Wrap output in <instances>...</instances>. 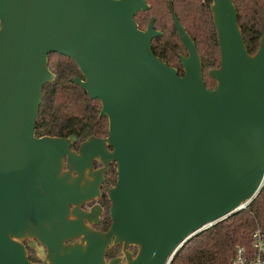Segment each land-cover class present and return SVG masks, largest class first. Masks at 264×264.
Here are the masks:
<instances>
[{"label": "water", "instance_id": "95a60500", "mask_svg": "<svg viewBox=\"0 0 264 264\" xmlns=\"http://www.w3.org/2000/svg\"><path fill=\"white\" fill-rule=\"evenodd\" d=\"M206 1V0H204ZM220 63L205 86L196 44L168 8L186 50L183 74L156 56L162 35L145 0H0V264H165L191 237L245 208L264 183V33L250 54L233 0H210ZM78 66L79 85L101 104L108 134L36 136L43 87L55 79L48 56ZM111 147V150L107 149ZM98 157V178L80 185ZM116 163L105 232L70 220V206L97 195ZM66 166V170H64ZM81 237L82 243L65 244ZM36 243L40 245L37 246ZM121 254L106 260V249ZM43 246V247H42ZM133 246L136 252L126 250ZM39 254V253H38Z\"/></svg>", "mask_w": 264, "mask_h": 264}, {"label": "trees", "instance_id": "16d2710c", "mask_svg": "<svg viewBox=\"0 0 264 264\" xmlns=\"http://www.w3.org/2000/svg\"><path fill=\"white\" fill-rule=\"evenodd\" d=\"M150 8L135 15L138 27L145 30L150 17H154V27L162 32L151 41L156 56L183 74L180 56L186 54L168 8V0H145ZM237 11V22L250 54L259 45L264 33V0H233ZM210 0H172L173 10L186 32L196 44L202 63L205 86L215 87V81L208 71L220 63L217 35L210 10ZM48 66L55 79L42 90V103L35 125L36 136L76 137L85 141L89 137L102 138L108 134V120L100 116L101 104L98 99H90L73 78L82 74L73 60L51 53ZM111 169L108 180L116 179ZM113 176V177H112ZM106 219H108L106 217ZM264 233V183L257 195L245 208L203 229L180 247L170 264H224L234 254L237 245H251L254 231ZM116 245L107 251V258L120 254ZM135 253V252H134Z\"/></svg>", "mask_w": 264, "mask_h": 264}, {"label": "flooded vegetation", "instance_id": "af4514ba", "mask_svg": "<svg viewBox=\"0 0 264 264\" xmlns=\"http://www.w3.org/2000/svg\"><path fill=\"white\" fill-rule=\"evenodd\" d=\"M82 142L83 141L77 140L76 142L72 143L71 145L72 150L77 153L79 150V146ZM107 149L111 150V147L107 146ZM104 167L105 166L102 163V161L98 157H96L92 160L91 167L85 168V170L81 174H79L75 170L70 169V175L73 180L78 179L80 185L81 184L85 185L87 183L91 184L98 178V176L101 173V170ZM66 168L67 167L64 166V170H66ZM111 169H114V171L116 172V163L113 161L107 164L106 170L102 173V180L99 186L100 190L96 196L86 201H83L82 203L79 204V206L76 207L70 206L71 211L68 217L70 220H80L84 222L90 230L97 232H105L109 229L112 220L109 212L111 203L108 198L107 191L111 186L115 184L116 181L115 179L114 182L110 183L108 180ZM116 178H117V173H116ZM106 217L108 219H106ZM22 242L26 247L28 259L35 264H42L44 261L43 257L47 254L45 247L42 246L43 247L42 250L37 251L35 248H32L30 246L29 239H25ZM75 243H82L81 237H76L65 241V244H75ZM36 244L37 246L40 245L39 243ZM112 246L113 245H110L106 249V253H105L106 260H110L107 258L106 254L108 249ZM116 246L119 247V249L122 248L121 244H118ZM126 250L136 252V248L133 246L128 247ZM120 255H122L121 251L118 256Z\"/></svg>", "mask_w": 264, "mask_h": 264}, {"label": "built area", "instance_id": "2783aa9c", "mask_svg": "<svg viewBox=\"0 0 264 264\" xmlns=\"http://www.w3.org/2000/svg\"><path fill=\"white\" fill-rule=\"evenodd\" d=\"M246 207V206H245ZM215 224V223H213ZM213 224L207 225L206 228ZM173 257L168 258L165 264H170ZM224 264H264V233L256 230L251 235V245H237L231 259Z\"/></svg>", "mask_w": 264, "mask_h": 264}]
</instances>
